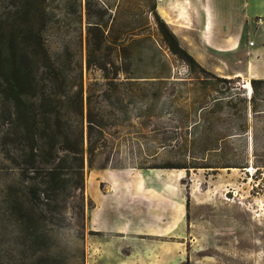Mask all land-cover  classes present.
<instances>
[{"label":"rangeland","instance_id":"1","mask_svg":"<svg viewBox=\"0 0 264 264\" xmlns=\"http://www.w3.org/2000/svg\"><path fill=\"white\" fill-rule=\"evenodd\" d=\"M153 4L185 50L208 58L207 72L170 50ZM239 11H225L224 35L239 23L248 40ZM220 12L209 0H0V48L22 40L34 15L38 90L60 98L68 125L91 120L98 146L87 153L84 131V216L75 191L72 209L39 215L65 225L37 251L1 213L7 186L25 193L40 177L0 153V264H264V83L250 100L251 78L215 77L241 60L204 47Z\"/></svg>","mask_w":264,"mask_h":264},{"label":"trees","instance_id":"2","mask_svg":"<svg viewBox=\"0 0 264 264\" xmlns=\"http://www.w3.org/2000/svg\"><path fill=\"white\" fill-rule=\"evenodd\" d=\"M152 11L170 50L184 55L187 61L196 63L202 71L207 72L180 45L175 33L156 11L155 4ZM29 18L23 28L25 37L22 40L13 39L7 47L0 48V153L17 165L24 176L33 178L38 174L40 179L29 184L25 193H21V189L15 185L4 189L1 219L4 222L11 219L16 236L27 241V249L37 251L44 246L50 231L64 227L65 217L62 214L67 208L72 209L68 202L70 193L75 191L81 195L73 207L77 208L76 215L84 216V131L87 135V153L93 155L98 146L91 138L94 130L91 120H88L86 130L80 118L73 121L79 126L68 125L72 117L67 114L63 120L64 116L58 110L60 98L43 88L38 90L39 67L37 60H32L27 41L29 38H39L40 33L34 24L35 16L30 14ZM95 28L98 29L99 24L93 22L88 31ZM51 63V60H46L44 66L49 67ZM99 67L107 70L106 66ZM215 77L221 81L228 79ZM249 82L252 87L251 100L258 84L264 83V79L251 78ZM77 114L81 116L82 111L79 110ZM209 149L214 150V144ZM34 198L41 201L43 206L34 202ZM55 210L62 213L56 221L47 219L40 222L39 215L46 218Z\"/></svg>","mask_w":264,"mask_h":264},{"label":"crops","instance_id":"3","mask_svg":"<svg viewBox=\"0 0 264 264\" xmlns=\"http://www.w3.org/2000/svg\"><path fill=\"white\" fill-rule=\"evenodd\" d=\"M209 1L215 10L221 11L219 17H216V25L213 28V33L219 35L215 38L216 36L213 34L210 40H208V45L204 44V47L209 53L213 49H222L224 53L231 56H236L237 54L239 57L241 56V60H238L239 62L233 66L234 69L232 71L222 68L224 73L221 75L224 77L239 76L246 78V80L249 78L264 79V0H224L223 6H219L215 2L216 0ZM162 6L163 4H159L157 9L161 10ZM228 8L246 11L244 15L247 16V23L253 27V30L257 31L254 33L252 30L253 34L250 35L248 40L242 39L243 28L239 23H235V28L229 30L233 32L232 35H224L229 29V19L225 13ZM257 18L260 19V23L256 22ZM205 28H209L208 20ZM195 60L202 67H206L208 58L200 56L195 57ZM99 227L100 229L102 228L100 222Z\"/></svg>","mask_w":264,"mask_h":264},{"label":"bare ground","instance_id":"4","mask_svg":"<svg viewBox=\"0 0 264 264\" xmlns=\"http://www.w3.org/2000/svg\"><path fill=\"white\" fill-rule=\"evenodd\" d=\"M162 4H163V2H162ZM163 7V6H162ZM190 9V8H189ZM164 13V12H163ZM167 13V12H166ZM164 16V17H163ZM163 16H161L162 18H166L165 17V15H163ZM169 19V18H168ZM165 20H167V19H165ZM169 22V21H168ZM173 22V21H172ZM243 86L247 89V90H250L251 92H252V87H251V84H250V82L248 81V82H246V83H244L243 84ZM247 170H249V168H247Z\"/></svg>","mask_w":264,"mask_h":264},{"label":"built area","instance_id":"5","mask_svg":"<svg viewBox=\"0 0 264 264\" xmlns=\"http://www.w3.org/2000/svg\"><path fill=\"white\" fill-rule=\"evenodd\" d=\"M250 44H251V42H250Z\"/></svg>","mask_w":264,"mask_h":264}]
</instances>
